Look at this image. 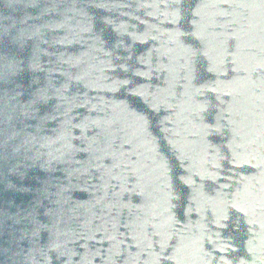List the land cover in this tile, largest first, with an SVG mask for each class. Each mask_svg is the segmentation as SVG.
Instances as JSON below:
<instances>
[{
  "label": "water",
  "instance_id": "95a60500",
  "mask_svg": "<svg viewBox=\"0 0 264 264\" xmlns=\"http://www.w3.org/2000/svg\"><path fill=\"white\" fill-rule=\"evenodd\" d=\"M0 264H264V0H0Z\"/></svg>",
  "mask_w": 264,
  "mask_h": 264
}]
</instances>
